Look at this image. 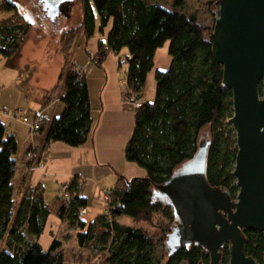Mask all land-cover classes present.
I'll list each match as a JSON object with an SVG mask.
<instances>
[{"label": "trees", "instance_id": "obj_1", "mask_svg": "<svg viewBox=\"0 0 264 264\" xmlns=\"http://www.w3.org/2000/svg\"><path fill=\"white\" fill-rule=\"evenodd\" d=\"M161 1L84 0L80 29L86 41L109 29L106 41H98L93 64L102 68L110 54L119 57L127 50L126 96L141 103L136 109L125 160L142 169L145 176L131 180L120 176L117 185L106 192L111 198L108 213L92 222L81 214L89 208L90 200L83 196L81 185L74 178L64 185L71 199L60 205L58 211L59 218L78 231L79 247L96 251L105 264H210L209 253L195 245L183 247L169 257L166 241L170 233L157 239L138 225L150 223L158 215L175 225L172 209L154 200V191L191 161L201 144L210 142L209 184L228 191L233 199L239 191L233 176L237 136L229 123L234 115L233 93L224 87L223 67L216 62L207 41L212 33L195 14L185 13L189 0H173L172 10L163 8ZM218 1L209 0V5L213 7ZM0 3L1 10L12 14L0 21V56L10 59L19 51L30 29L15 3ZM79 31L72 29L63 36L65 64ZM167 43L170 67L166 71L156 70V54ZM152 72L155 96L152 101L143 102L147 78ZM59 82L64 110L50 122L39 119L41 126L37 132L43 141L40 148L28 152L40 150L46 154L54 143L80 148L91 140L95 119L86 73L73 63L69 67L66 64ZM259 90L263 92V82ZM207 127L211 128V139L203 142L201 134ZM18 151L17 139L0 120V264H64L60 241L54 240L48 250L39 243L50 215L43 187L28 186L20 195L14 185ZM124 219L134 222V226L124 224ZM244 237L246 255L264 264L263 234L247 231ZM229 262L230 251L225 247L221 250V264Z\"/></svg>", "mask_w": 264, "mask_h": 264}, {"label": "water", "instance_id": "obj_2", "mask_svg": "<svg viewBox=\"0 0 264 264\" xmlns=\"http://www.w3.org/2000/svg\"><path fill=\"white\" fill-rule=\"evenodd\" d=\"M52 21L67 15L73 0H40ZM215 26L207 41L223 67V85L233 93L229 123L237 136L235 171L238 194L213 188L207 180L210 142L179 168L154 200L174 213L166 241L169 257L183 247H202L210 264H221V250L230 245L229 264H258L245 253L244 233L264 235V0H219ZM53 13H52V11ZM188 264V263H183Z\"/></svg>", "mask_w": 264, "mask_h": 264}, {"label": "crops", "instance_id": "obj_3", "mask_svg": "<svg viewBox=\"0 0 264 264\" xmlns=\"http://www.w3.org/2000/svg\"><path fill=\"white\" fill-rule=\"evenodd\" d=\"M5 1L6 0H4V2ZM34 1H36L38 7H40L41 4L40 0H34ZM11 15L12 14H8L0 9V21L9 18ZM42 15L43 16L40 19L44 21L43 28L45 29V31H47L49 26L54 27V31H55V27H56L55 21L59 17L55 18V20L52 21L48 16L47 12H45ZM21 18L23 19L24 17L21 16ZM28 26L31 25L28 24ZM81 26L82 23L80 27ZM44 34L46 37H49V34H47V32H45ZM78 37H80L81 39L84 38L82 33ZM62 39L63 38H61L59 41L60 46L62 44L61 43ZM25 40L26 38L24 39V41ZM24 41L22 45H24ZM22 45L19 51L17 52V54L13 58L6 59L0 56V64L2 70V72L0 73V85H2L1 86L2 88H5L7 86L11 88L14 84L16 85L18 84L21 86L23 85V83H25L26 87L29 86L30 88H33L34 86L30 85L33 79L32 73L36 71L38 69L37 66H41V64H45V65L47 64L49 66L52 65L51 66L52 70L54 65H56V67H59L58 68L59 70L57 69L56 71H57V76H59L58 79H60L61 72L64 68L63 61L65 63L64 52L62 49H58V51H56V53L53 55V57L56 55L55 61L53 60L52 56L50 57L49 54L50 51L45 50V52L41 55V60L36 59V60L21 61L22 59H20L18 62V59L23 55ZM74 48L75 45L70 52L69 55L70 60L73 64H75L78 68L82 69V71L86 73L88 85H89L92 113L95 119V129L92 133L91 140L87 144L88 147L86 145L77 148V150L74 151L71 149L72 147H69L65 144H64L65 146L61 145L62 143L52 144L45 154L46 168L44 169V171L37 170L31 176H29L26 171V167L28 164L26 158L27 152L31 148L38 149L43 141V137L40 135V133H36L30 130V124H31L30 122L28 125H26L19 121H10L9 119L6 118L2 119L7 124L9 128V132L15 136L18 142L19 151L17 155V167L14 178V185L17 191L20 193V195L24 193L25 188H27L28 186L32 188L41 186L43 187L44 191H46L45 186L48 185L49 180H53L56 183H58V181H63L61 182L62 185H65L69 183L72 179L78 178V182L80 183L82 188L83 196L89 199V195L94 196L95 193L94 190L95 187L90 186V182L93 178L96 179L95 176L96 174L101 173L97 171V169L100 170L99 164H97L99 163V161L97 160L98 155L101 156L103 158V161H105L108 164H109V158L111 157V159H113L115 158V156L119 157V160L122 163L121 156L118 155L117 151L123 152L124 149L126 150V146L133 135L136 109L135 110L130 109L131 108L130 105L127 106L125 104L124 105L122 104L125 96L128 93V89L126 85V77L124 82H121V81H117L115 75L114 66H118L117 68L119 70V68L122 67V64L120 66L121 59H118L119 57H117L114 54H110L105 60V64H103V67L97 68L91 62L93 56L90 55V57H88L86 56V54L83 55L82 53L85 52L87 53L86 50L85 51L83 50L82 53H78V50L75 51ZM13 61H15L16 64L14 66L9 65L10 62ZM107 62H111L110 68L112 72H110L109 67L107 69V65H106ZM32 70L33 72L29 74L30 71ZM26 73H28L27 79L25 78ZM112 82L118 84L116 85L117 87L114 86ZM55 83H57V86L60 84L59 80L56 82V78H55V82L52 86L49 84L48 88L47 86L42 87L40 89L38 88L41 91V94L39 95L36 101L34 100L33 102H31V106L29 108L30 113L34 114L33 116L34 122L39 121V119H45L47 122H50L51 120L62 114L64 110V105L61 101V97H59L60 98L59 100H56L55 94H58V92L57 93L55 92L56 91ZM123 84L125 85V87H120V85L122 86ZM61 86L62 85L60 84V89L58 90L60 92L59 93L60 96L62 91ZM154 87H155V73L152 72L148 75L147 78L143 102H150L153 100V96L155 93ZM110 99L111 101L114 100L115 102L109 103ZM111 103L113 106H110ZM9 107H11L9 103L0 100V108L2 110L10 112ZM70 155H72V159L69 160L72 161L73 164H71L69 168H65V164H64V161H66L65 157L66 156L71 157ZM86 156L89 157L88 160L84 159V157ZM124 156H125V152H124ZM77 161L79 163H77ZM125 162L127 163L126 160ZM122 166L123 167H120L123 169L122 171L118 168H117L118 170L114 168L117 175L119 177L123 176L128 180L133 179L134 176H132V171L130 170L134 167L132 166L129 167V165H125L124 163ZM104 175L105 173H102V175H100L101 178H98L99 180L96 181H99L102 184V181H104L102 180V177ZM79 177L81 180L83 179L85 182L83 186H82V181L79 180ZM116 185L117 182L115 186ZM115 186H113L111 189H113ZM98 190L101 193L103 191L102 188H99ZM45 200H46V192H45ZM52 208L55 211H59L60 204L57 203V205L53 206ZM97 210H98V214H96V212L89 211L88 208L87 209L88 213L86 216H84L85 217L84 219L86 220V218L93 216V218L90 221L89 220L86 221L92 222L93 220H95L98 216L102 214L100 213L101 209H97ZM90 212L91 213L93 212L96 215H92ZM77 246H79L78 242H77ZM79 249H80L79 251L80 254L83 251L87 252L86 259H90L89 256L91 255L88 249L82 250L80 247ZM80 258L85 259L82 256H80Z\"/></svg>", "mask_w": 264, "mask_h": 264}, {"label": "rangeland", "instance_id": "obj_4", "mask_svg": "<svg viewBox=\"0 0 264 264\" xmlns=\"http://www.w3.org/2000/svg\"><path fill=\"white\" fill-rule=\"evenodd\" d=\"M11 1L18 6L20 17L21 16L24 17L23 21L26 24L28 23L29 25H31V26H28L30 31H29L28 36L26 37V40L24 41V45H22L23 55L18 59V62L20 59H22L21 61L36 60V59L41 60V55L45 52V50L50 51L49 53L50 57L51 56L53 57V55L56 53V51H58V49H62L64 52L65 49L63 47V42H61L62 43L61 46L59 44L60 39L63 38L62 36L72 29L74 31H79V29L81 28L80 25L84 18V0H73L68 14L67 15L61 14V16H59V18L56 19L55 31H54V27L52 26H49L47 31H45V29L43 28L44 21L40 19L43 16L42 14L46 12L45 6L43 3H41L40 7H38L36 1L34 0H11ZM160 5L167 10H172L173 0H162ZM185 13L188 15L195 14L198 17L199 22L202 24V26L208 29L210 33H213L214 26H215L216 7L215 6L212 7L211 5H209V0H189L187 3V7L185 9ZM45 32L49 34V37L45 36L44 34ZM108 32H109V29L105 31L104 35L97 33L96 37L89 41H86L85 38H82L84 39L82 40L80 37H78L76 44H75V48H74L75 51L78 50V53H82L83 50L84 51L86 50L87 53L86 52L82 53L83 55L86 54V56L88 57H90V55L94 57V55L97 54L98 52V41H106ZM80 34H81V29L79 31V35ZM52 38L55 40H53ZM62 41H64V39ZM44 43H46L47 45ZM169 46L170 44L167 43L164 48L158 50L156 57H155L156 70L166 71L169 69L170 64H171V58L169 56ZM128 55H129L128 51L123 50V52L120 54L118 58V59H121V62L123 63L122 67L119 68L118 70L117 68L118 66H114L117 81L124 82L125 80L126 73L128 71V65L126 63V59ZM53 60L54 61L56 60V55L53 57ZM91 62L93 63L92 59H91ZM71 63L72 62L69 57L68 62H66L67 67H69ZM15 64L16 62L13 61V62H10L9 65L14 66ZM66 64L63 61V67ZM106 65H107V69L109 67L110 72H112L110 68L111 62H107ZM51 66L47 64L46 65L41 64V66H37L38 69L36 71L34 72L33 70L30 71L29 74L33 72L32 73L33 79L30 83V85L34 86L33 88H30L29 86L26 87L25 83H23V85L21 86L18 84L17 85L14 84L11 88H9L8 86L5 88H2L1 87L2 85H0V100L10 104L11 106L9 107L10 112L18 113V115L22 114L24 116H27L29 118V122L33 124L34 114L30 113L29 111L31 102H33L34 100L36 101L38 99L39 95L41 94V91L39 90L40 88L46 87V86L48 88L49 84L52 86L55 82V78H56V82L59 80L58 79L59 76H57V71H56L59 67H56V65H54L53 70H52ZM1 72L2 70H1V64H0V73ZM25 78L26 79L28 78V73H26ZM55 84H56L55 92L56 93L58 92V94H55V96H56V100H59L60 92L58 90L60 89V84L58 86H57V83ZM112 84H114V86L118 85V84H115V82H112ZM120 87H125V85L124 84L122 86L120 85ZM154 92H155V87H154ZM154 96H155V93H154ZM154 96H153V99H154ZM143 100L144 98L142 99V101ZM110 102H115V101L114 100L111 101L110 99L109 103ZM133 102L134 103L131 104L129 99H127V96H125L122 104L123 105L125 104L127 106L130 105L131 107L130 109L135 110L137 109L136 104L140 102H136V101H133ZM110 106H113L112 103L110 104ZM10 121L22 122L20 118L18 120L10 119ZM210 139H211V128L207 127L203 130L201 134V141L204 142ZM61 145H64V144H61ZM71 149L73 151L77 150V148H71ZM34 151L37 152L36 150ZM124 152H125V149L123 152L117 151L118 155L121 156L122 163L119 160V157L115 156V158L113 159H111V157L109 158V164H108L105 161H103V158L101 156L98 155L97 160L99 161V163L97 164H99L100 170L97 169V171L101 173L96 174L95 175L96 179L93 178L90 182V186L95 187L94 189L95 193H94V196L89 195V199H90L89 211H93V212H96V214H98L97 209H101L100 213L104 214L105 211L108 209L109 202L106 199V196H107L106 191L108 192V190H110L113 186H115L117 180L119 179V176L117 175L115 169L118 168L122 171L123 169L120 167H123L122 166L123 163L125 165H129V167L130 166L134 167L132 169L130 168L131 169L130 171H132V176H134L133 179L139 178L145 175V172L142 169H140L138 166L134 164H130V163L128 164V162L127 163L125 162ZM37 154H38V160L41 159L42 157L41 155L45 156V154L40 153V150L37 152ZM70 156L71 157L69 156L65 157L66 158V161H64L65 168H69L70 165L73 164V162L69 160V159H72V155ZM26 158H27V155H26ZM88 158L89 157L87 156L84 157V159H87V160ZM77 163L79 162L77 161ZM45 168H46V162H44L43 168L41 167L38 168L37 165H35V163H29L28 161L26 171H27V174L31 176L35 171L37 170L44 171ZM102 173H105V175L102 177V180L104 181H102V184H101L99 181H96V180H99L98 178H101L100 175H102ZM79 180H81L80 177H79ZM81 181H82V186H83L85 182L83 179ZM61 182L63 181H58V183H56L53 180H49L48 185L45 186L46 203H47V206L50 207L49 208L50 215H49V218L46 224L45 231L39 239V243L41 244L43 249L48 250L50 249L54 240L60 241L63 246L62 249L64 250V253H65L64 264H105V259L102 257V255L97 254L96 251L89 250L90 255H91L89 256L90 259H86L87 252L85 251H83L80 254L79 252L80 249H79V246H77V241L75 239L77 237L76 230H71L69 224L67 222H63L59 218L58 211H55L52 208L53 206L57 205V203H59L60 205L64 203L63 200H59V193L64 186L62 185ZM99 188H102L103 190L102 193L99 192L98 190ZM93 212L92 213L90 212V213L92 215H96ZM92 218L93 216L92 217L90 216L86 218V220L90 221ZM122 222L124 224L134 226V222L132 223L130 220L124 219L122 220ZM138 225L144 227L151 234V236L157 239L166 238L167 234L170 233L173 227V223H171L168 220H165L159 215L154 216L153 220L150 223H138ZM80 256L84 257L85 259L80 258Z\"/></svg>", "mask_w": 264, "mask_h": 264}, {"label": "built area", "instance_id": "obj_5", "mask_svg": "<svg viewBox=\"0 0 264 264\" xmlns=\"http://www.w3.org/2000/svg\"><path fill=\"white\" fill-rule=\"evenodd\" d=\"M0 2H2V0H0ZM130 103H134L132 100H129ZM132 101V102H131ZM137 108L141 107L140 103L136 104ZM11 119V120H18L19 118L21 119L23 124L28 125L29 124V118L27 116H24L22 114L18 113H12L9 111H5L2 110L0 108V120L2 119ZM40 122L36 121L33 124H30V130L33 132H37L40 129ZM41 159L38 160V154L35 153L34 151L32 152H28L27 153V160L29 161V163H35V165H37V167H44V162H46V157L41 155ZM40 162V163H39ZM39 163V164H38ZM71 199V194L68 191V187L67 186H63L62 190L59 193V200H63L64 202H68ZM107 201L110 203L111 198L109 195L106 196ZM105 213H108V209L105 211ZM82 216H86L87 215V210H83L82 211Z\"/></svg>", "mask_w": 264, "mask_h": 264}, {"label": "flooded vegetation", "instance_id": "obj_6", "mask_svg": "<svg viewBox=\"0 0 264 264\" xmlns=\"http://www.w3.org/2000/svg\"><path fill=\"white\" fill-rule=\"evenodd\" d=\"M247 232V231H246ZM264 236V235H263ZM191 247V246H190ZM226 247L229 248V251H230V245H227ZM186 248H189V247H186ZM210 257V256H209ZM259 264V263H258Z\"/></svg>", "mask_w": 264, "mask_h": 264}]
</instances>
